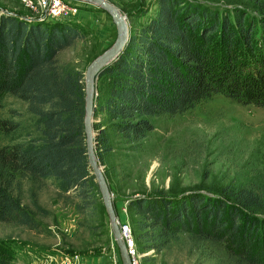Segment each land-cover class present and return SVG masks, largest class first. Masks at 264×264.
I'll list each match as a JSON object with an SVG mask.
<instances>
[{"label": "trees", "instance_id": "obj_1", "mask_svg": "<svg viewBox=\"0 0 264 264\" xmlns=\"http://www.w3.org/2000/svg\"><path fill=\"white\" fill-rule=\"evenodd\" d=\"M157 6L100 76L109 77L94 114L100 158L111 149L108 129L128 144L140 143L156 117L183 114L219 94L264 107V18L239 8L232 18L230 9L223 14L185 0H157ZM52 20L0 11V223L31 229L41 222L16 195L25 182L52 180L60 192H74L81 212L101 198L87 155L85 71L60 58L85 35L76 22ZM8 97L25 110L5 111ZM30 201L47 213L32 190ZM129 202L142 216L135 230L146 250L160 252L186 234L225 244L236 264H264L262 175L209 185L207 192H161ZM4 250L0 243V264H14Z\"/></svg>", "mask_w": 264, "mask_h": 264}, {"label": "rangeland", "instance_id": "obj_2", "mask_svg": "<svg viewBox=\"0 0 264 264\" xmlns=\"http://www.w3.org/2000/svg\"><path fill=\"white\" fill-rule=\"evenodd\" d=\"M62 1L69 7L68 14L58 19L79 21L76 23L85 37L65 49L60 58L86 71L90 62L114 43L115 24L96 4ZM109 1L122 13L130 14V33L148 22L158 7L157 0ZM185 1L202 3L223 14L230 9L231 16L232 10L239 8L251 17L264 18V5L257 1ZM0 11L41 18L39 13L26 8L22 0H0ZM82 14L88 17L81 18ZM108 82V76L99 79L98 94L106 90ZM11 108L25 110L26 104L8 97L5 111ZM95 131L98 134L96 128ZM107 135L111 149L103 151L101 158L97 155L112 177L114 206L121 228L127 226L134 241L135 264H236L225 244L196 242L186 234L160 252L142 248L144 242L136 237L140 231L135 230L142 216L129 201L161 192L172 197L207 192L209 185L223 187L264 176V107L242 104L219 94L183 114L156 117L155 129L140 143L128 144L112 129H108ZM31 190L47 213H39L33 207ZM16 195L34 212L41 226L31 229L0 223V243L14 264H123L102 198L88 210L78 211L80 200L74 192H60L52 180L35 185L25 182Z\"/></svg>", "mask_w": 264, "mask_h": 264}, {"label": "water", "instance_id": "obj_3", "mask_svg": "<svg viewBox=\"0 0 264 264\" xmlns=\"http://www.w3.org/2000/svg\"><path fill=\"white\" fill-rule=\"evenodd\" d=\"M91 2L103 8L112 18L113 23L116 27L117 37L114 43L94 58L88 65L85 71V117H84V127L86 134V147L87 155L90 167L93 174L95 175L96 182L98 183L101 198L104 203L105 209L108 213L111 230L115 237L121 260L123 264H134L133 258L127 248L126 240L123 236L121 226L119 223V218L114 206L113 193L111 191L110 185L108 183L107 177L105 175V170L101 164L99 157L97 155L96 148V131L94 128V114L96 101L98 96L97 86L99 78L102 72L110 64L119 58L121 53L124 51L125 47L130 38V24L128 16L130 14H124L121 10L109 0H82ZM29 17V16H28ZM32 19H38V17H31ZM63 18V17H61Z\"/></svg>", "mask_w": 264, "mask_h": 264}, {"label": "built area", "instance_id": "obj_4", "mask_svg": "<svg viewBox=\"0 0 264 264\" xmlns=\"http://www.w3.org/2000/svg\"><path fill=\"white\" fill-rule=\"evenodd\" d=\"M26 8H28L32 13H39L40 20L45 19L44 17L50 18H61L68 14L67 4L62 0H22ZM48 15V16H47ZM36 17V16H35ZM32 19L31 17H28ZM123 236L127 243V248L133 258V263L135 264V249L134 241L132 239L130 230L127 226L121 228Z\"/></svg>", "mask_w": 264, "mask_h": 264}, {"label": "crops", "instance_id": "obj_5", "mask_svg": "<svg viewBox=\"0 0 264 264\" xmlns=\"http://www.w3.org/2000/svg\"><path fill=\"white\" fill-rule=\"evenodd\" d=\"M80 17L81 18H85V17H88L87 15H85V14H82V15H80ZM75 18V17H74ZM76 22H79V21H77L76 19H74Z\"/></svg>", "mask_w": 264, "mask_h": 264}]
</instances>
